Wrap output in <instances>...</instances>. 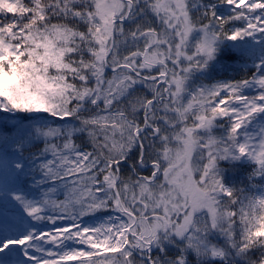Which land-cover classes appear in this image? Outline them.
Returning <instances> with one entry per match:
<instances>
[{
    "label": "snow or ice",
    "instance_id": "snow-or-ice-1",
    "mask_svg": "<svg viewBox=\"0 0 264 264\" xmlns=\"http://www.w3.org/2000/svg\"><path fill=\"white\" fill-rule=\"evenodd\" d=\"M0 264H264V0H0Z\"/></svg>",
    "mask_w": 264,
    "mask_h": 264
},
{
    "label": "trees",
    "instance_id": "trees-1",
    "mask_svg": "<svg viewBox=\"0 0 264 264\" xmlns=\"http://www.w3.org/2000/svg\"><path fill=\"white\" fill-rule=\"evenodd\" d=\"M221 167H225L227 170L233 172L237 185H240L241 181H245L247 174L252 170L251 164L244 160L234 161L231 163L228 161H222Z\"/></svg>",
    "mask_w": 264,
    "mask_h": 264
},
{
    "label": "rangeland",
    "instance_id": "rangeland-1",
    "mask_svg": "<svg viewBox=\"0 0 264 264\" xmlns=\"http://www.w3.org/2000/svg\"><path fill=\"white\" fill-rule=\"evenodd\" d=\"M224 169L223 177L226 183L228 184H236V178L232 171L227 170L225 167H222Z\"/></svg>",
    "mask_w": 264,
    "mask_h": 264
}]
</instances>
